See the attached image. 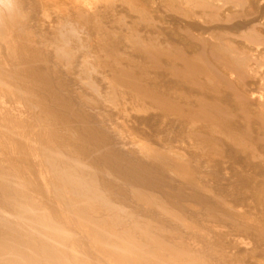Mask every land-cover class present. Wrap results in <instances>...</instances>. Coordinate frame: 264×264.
Wrapping results in <instances>:
<instances>
[{"label":"bare ground","instance_id":"6f19581e","mask_svg":"<svg viewBox=\"0 0 264 264\" xmlns=\"http://www.w3.org/2000/svg\"><path fill=\"white\" fill-rule=\"evenodd\" d=\"M49 1L0 15V264H264V101L249 95L264 74L206 27L264 44L258 0H167L171 27L134 16L125 29L98 0L54 18ZM87 45L105 72H89ZM134 213L196 240L129 226Z\"/></svg>","mask_w":264,"mask_h":264},{"label":"rangeland","instance_id":"374dc122","mask_svg":"<svg viewBox=\"0 0 264 264\" xmlns=\"http://www.w3.org/2000/svg\"><path fill=\"white\" fill-rule=\"evenodd\" d=\"M51 1H53V0H51ZM51 1H49V4L52 6H54L55 4V6H54V9H53V7L50 9V5H48L47 3L48 2H46V3H44V6L42 7V8H44L45 7V4H47V6H48V8H47V6L45 7V9H48L47 11L48 12H50L52 9V14L50 15V13H49V17H52V18H54L53 16H55L56 15V13H53L54 11H56V12H60V11H66L68 8H69V5L68 4H64V2H66V0L64 1H62L61 2V0H57V2H55L56 0H54V4L51 2ZM99 2L96 4V6H97V8H101V9H105L106 10V13H107V15H108V20H109V17L110 18H115V19H118V21H119V25H122L123 26V28L125 29L127 26V24L125 25V22L126 23H128V21L131 19V18H133L134 16H135V18H140L141 16H144V17H148L149 19H151V18H158V19H160L161 20V22L162 23H159V25H160V27H166V26H170L171 27V24H170V22H169V20L167 19L168 17L167 16H169V17H174V18H176V13L174 12H168V13H166V14H164L165 13V10L163 9V6L165 5V3H167V0H148V2L146 3V6L148 7L147 8V10L146 9H144L143 8V5H144V3L145 2H142L139 6H138V8H140V9H138V8H135L136 10H134V8L131 6V4L128 2V0H98ZM105 1V2H104ZM52 4H51V3ZM59 2H61L60 4H58ZM221 2L222 1H220V12H221V15L223 16V17H226V14L228 13V15H227V17L230 15V13L231 14H233V13H235V12H238V8H239V6H237V4H232L231 5V11H227V10H225L224 8H223V6H222V4H221ZM102 3V4H101ZM262 3V4H261ZM62 4V5H61ZM64 4V5H63ZM99 4H100V6H99ZM105 4V5H104ZM264 0H258V1H256V4H255V8H254V11L255 10H257V11H255L256 12V14H255V17L257 18V20H256V22L255 23H253L252 25L254 26V27H258L259 29H261V30H263L264 31V28H262V27H264ZM103 5H104V7H103ZM150 5V6H149ZM261 5V6H260ZM263 5V6H262ZM110 6V7H109ZM112 6V7H111ZM55 7H56V9H55ZM60 7V8H59ZM61 7H63V8H61ZM158 7V8H157ZM237 7V8H236ZM257 7V8H256ZM107 8V9H106ZM112 8V9H111ZM260 8V9H259ZM263 8V9H262ZM224 9V10H223ZM50 10V11H49ZM139 10H141V11H139ZM234 12H233V11ZM142 11H144V12H142ZM146 11V12H145ZM159 11V12H158ZM160 11H162V13L160 14ZM164 11V12H163ZM141 15H140V14ZM226 13V14H225ZM40 14V13H39ZM44 14V13H43ZM54 14V15H53ZM135 14V15H134ZM144 14V15H143ZM146 14V15H145ZM42 15V14H41ZM140 15V16H139ZM149 15V16H148ZM150 15H151V17H150ZM156 15V16H155ZM260 15V16H259ZM155 16V17H154ZM259 16V17H258ZM166 17V18H165ZM123 18V19H122ZM125 18V19H124ZM164 18V19H163ZM231 18V21H236L238 18L236 17V16H231L230 17ZM121 19V20H120ZM124 21V22H123ZM166 21V22H165ZM164 22H165V24H164ZM167 22H168V24H167ZM121 23V24H120ZM220 22H215V23H213V24H210V23H206V27L208 28L209 27V25H210V27L209 28H211L212 27V30L213 31H215L216 32V34H218L219 35V38H224V42H226V41H229L230 40V42H226V43H231V45L230 44H228V45H230V46H232V47H235L234 45V40H235V43H238V44H236V45H238L239 46V48L240 49H242L241 51H243V52H241L242 53V55H245V56H247V59H246V62L247 63H249L248 65L250 66V67H253V68H255L253 71H252V75H253V77H254V79H256V77H258L256 80H258L260 77H262L263 76V74H264V52H263V50H264V44H263V42H261V43H256V44H252V45H250L249 43H246V41L244 42V41H240L238 38H237V36H233V35H230V32L229 31H227V30H221L220 28H219V26H221L220 24H219ZM129 24V23H128ZM164 24V26H162V25ZM170 24V25H169ZM213 25H216L215 27L213 26ZM257 25V26H256ZM114 26H116V27H113V24H112V26L111 27H113V29H116L117 28V30H113V33H112V35L115 37V39L118 37H120V36H122V32H123V30H118V26H117V24L116 25H114ZM218 26V27H217ZM218 28V29H217ZM112 29V28H111ZM216 29V30H215ZM210 30V29H209ZM211 30V31H212ZM217 30H220V32H218ZM223 33V34H222ZM224 34H226V35H224ZM80 35H82V37L84 38L83 40H88L89 41V39L88 38H86L87 37V35H86V37H85V34H83V31L80 33ZM119 35V36H118ZM242 36H243V34H241ZM223 36V37H222ZM161 37V39H162V36H160ZM232 37H236V39L235 38H232ZM225 38H226V41H225ZM234 39V40H233ZM245 44H247V45H245ZM164 45H166V47L168 48V50H170L171 49V46L169 45V43L166 41L165 43H164ZM168 45V46H167ZM89 45H87V46H85L86 47V49H85V47H82V50L81 51H85L86 52V54H85V56H86V60H87V63H86V65L88 66V68H89V72H102V70H103V72H105L106 70V68H102L101 66H100V61H99V58H97L96 57V55H95V53L93 52V50H92V48H90V47H88ZM90 49V50H89ZM87 51H90V52H92V53H90V52H87ZM84 52V53H85ZM263 52V53H262ZM88 53V54H87ZM94 53V54H93ZM261 53H262V55H261ZM261 55V57H259ZM252 56V57H251ZM249 57V58H248ZM96 58V59H95ZM249 59V60H248ZM258 61H256V60ZM255 60V61H254ZM96 62H98V63H96ZM89 63H92V64H90L89 65ZM94 63V64H93ZM256 63V64H255ZM96 64H98V66H99V68L97 67V69H96V67H93V66H95ZM91 65H92V67L93 68H95V69H93L92 67H91ZM101 67V68H100ZM261 67H263V68H261ZM101 70V71H99V70ZM258 69H262L261 71L260 70H258ZM255 74V75H254ZM256 75H258V76H256ZM258 85V86H257ZM254 86L255 85H253V88H254ZM260 86L261 85H259V84H256V86H255V88L250 92V96L251 97H253V98H255V99H259V102L260 101H264V93L260 90ZM259 89V90H258ZM106 91V90H105ZM251 110L252 111H258V106H257V103H255V104H253L252 106H251ZM133 142H135L136 144H138V145H140V146H142L143 145V143L141 142V140H139V139H136V138H132L131 139ZM261 159V160H260ZM259 160H260V162L261 163H264V160H263V157H259ZM264 167H262V169L260 170V171H258V172H255V174H252V176H254V178L256 179V181H258V183H260V182H263V183H260L261 185H262V189L264 188V174H262V172L264 171V169H263ZM263 170V171H262ZM261 172V173H260ZM262 178V179H261ZM258 189H261V186L259 187L258 186ZM260 192V191H259ZM246 193H247V196H246V198L245 199H247V201L245 200V202H244V204H246V209H248L250 206L252 207L253 205H254V203H256V202H254L251 198H249V197H251L250 195V193L249 192H247L246 191ZM249 196V197H248ZM249 199H248V198ZM249 200V201H248ZM251 201V204L249 203ZM247 202V203H246ZM254 202V203H253ZM250 204V205H249ZM248 207V208H247ZM137 214V216H135V215ZM133 215H131V217H125V218H123L122 220L125 222V223H127V225H129V226H131L132 224H134V223H137V224H139L140 225V223H144L145 221H147L148 222V224L151 226V228L155 231V232H157L158 231V233L161 235L162 233H164V234H162V236H163V238L164 239H169V240H177V241H179V245H181V246H183V247H187V248H190V246L188 247V245L189 244H191V243H193V242H191L190 240H191V238H193L192 239V241H195L196 240V238L195 237H192V232L189 230V229H187L186 227H182L183 225H182V223H176V221H171V219L170 218H167L163 213H159L158 214V216L157 215H149V216H144V215H142V214H140V213H134ZM162 217H161V216ZM157 218V219H156ZM163 218V219H162ZM165 218V219H164ZM124 219H126V220H124ZM128 219V220H127ZM143 220V221H142ZM127 221V222H126ZM133 222V223H132ZM156 222H160V223H156ZM170 222H174V223H170ZM187 222H189L190 223V221H187ZM153 224H155V225H153ZM159 224V225H158ZM177 224V225H176ZM179 224V225H178ZM161 225H163V226H161ZM180 225H182V226H180ZM178 226V227H177ZM182 228V230H180L181 228ZM156 228V229H155ZM157 228L159 229V230H157ZM166 228V229H165ZM161 229V230H160ZM184 229H187V230H184ZM167 230H168V233H167ZM179 230V231H178ZM184 230V231H183ZM181 231V232H180ZM162 232V233H161ZM171 232V233H170ZM175 232V233H174ZM184 232V233H183ZM187 232V233H186ZM166 233V234H165ZM183 233V234H182ZM170 235V236H168V235ZM172 234V235H171ZM178 234H180L181 235V237H182V239H181V237H180V235H179V237L178 236H176V235H178ZM188 234V235H187ZM190 234V235H189ZM186 237H184V236ZM139 235L137 234L136 235V237H138ZM167 236V237H166ZM190 236V237H189ZM169 237V238H168ZM175 237H176V239H175ZM178 237V238H177ZM138 238H140V237H138ZM180 238V239H179ZM185 238V239H184ZM187 238H188V240H189V242H188V244H187V242H185V240H187ZM179 239V240H178ZM182 240V241H181ZM187 240V241H188ZM184 241V242H183ZM186 243V244H185ZM185 245V246H184ZM187 245V246H186Z\"/></svg>","mask_w":264,"mask_h":264},{"label":"clouds","instance_id":"9594fccd","mask_svg":"<svg viewBox=\"0 0 264 264\" xmlns=\"http://www.w3.org/2000/svg\"><path fill=\"white\" fill-rule=\"evenodd\" d=\"M17 12V0H0V15L14 16Z\"/></svg>","mask_w":264,"mask_h":264}]
</instances>
